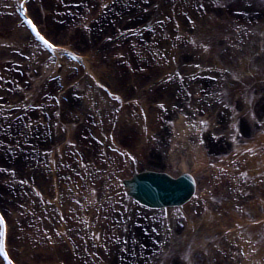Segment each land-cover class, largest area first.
<instances>
[{
	"label": "bare ground",
	"instance_id": "1",
	"mask_svg": "<svg viewBox=\"0 0 264 264\" xmlns=\"http://www.w3.org/2000/svg\"><path fill=\"white\" fill-rule=\"evenodd\" d=\"M154 1L157 5L159 0ZM77 2L79 6L69 5L66 18L58 16L63 10H54L58 23L52 27L60 36L53 40L57 46L53 50L45 49L21 18L30 17L52 39V31L34 12L35 0H0L2 27L18 15L15 23L23 32L15 30L10 38L22 40L27 34L37 49L46 51L48 60L54 58L47 66L51 74L46 78L43 69L42 78L30 84L31 89H42L27 99L21 114L15 116L18 112H13L16 105L11 101L16 100L10 96L9 105L3 107L5 113L10 108V114L5 119L0 116V158L7 162L0 165V212L8 227L12 261L172 264L174 260L168 263L155 255L157 243L148 229L159 218L172 221L180 211L187 217L189 239L178 249L186 250L184 244L190 241L207 253L199 260L188 257L189 264H264V202H247L235 192L241 184L238 174L252 170L245 168L247 155L257 144L264 148V95L253 93L256 84L264 91L259 82L264 73L252 60L258 48L252 56V51L235 45L238 55L227 64L218 54L210 55L211 44L186 26V41L198 40V51L190 54L183 49V39H174L168 48L160 44L152 33L158 30L159 17L147 12L152 1ZM56 5L45 3L43 11L57 9ZM138 17L139 22L131 25ZM86 24L88 29L82 31ZM194 27L201 31L197 23ZM62 35H78L81 49L66 43ZM98 42L96 51L93 44ZM36 51L31 48L23 57L40 60ZM63 51L73 54L75 68L64 67L69 57ZM0 56L7 60L13 57L12 50L0 46ZM179 59L191 61L182 67ZM97 60L109 64L106 75L93 66ZM168 61L177 74L172 75ZM84 72L90 84L82 85L80 94L77 87ZM14 76L10 72L9 87L16 83ZM187 109L193 112L190 124L185 120ZM258 123L262 130L252 140ZM166 126L172 132H188L184 141L178 138L183 150L169 146ZM49 127L56 133H48ZM245 150L250 151L244 157ZM257 155L253 160L264 166V154ZM218 156L223 161L217 162ZM219 236L223 239L215 246L207 245ZM0 264H6L1 255Z\"/></svg>",
	"mask_w": 264,
	"mask_h": 264
},
{
	"label": "rangeland",
	"instance_id": "2",
	"mask_svg": "<svg viewBox=\"0 0 264 264\" xmlns=\"http://www.w3.org/2000/svg\"><path fill=\"white\" fill-rule=\"evenodd\" d=\"M77 1H80V0H42V2L41 1L38 2L37 0H35L34 12L36 10L35 13L41 17V21L44 23L47 30L52 31L51 33L53 34L51 36H55L59 38L58 37L60 36V32H58L59 30H55V28L52 27V23H55V22H56L55 24L58 23L54 10H58V9L63 10V12H61L60 14H58L57 12V14L59 17L66 18V16H64L63 14L65 13V11L69 12L68 10L69 5H76V3L78 4ZM50 2L53 4L58 3V5H56L57 9H54V7H52L53 9L50 8L49 11L47 9L43 11L44 4L46 3L47 5V3L49 4ZM149 2H151V6L147 9V12H149L148 15L156 14L159 17L158 18V21L160 23L158 26L159 31L157 30V32L154 31L152 33H153V37L157 38L160 44L162 43V44H165L166 46L174 45V39L176 40L183 39L182 40V42L184 43L183 49L185 48L186 51L189 52L190 54L192 50L198 51L200 49L197 43L198 40H195L194 42L186 41L187 37L183 34L184 27L186 26L187 28H192L196 37L198 35H201L211 44V47H213L214 51L210 55L214 56L218 54L220 56L221 61L227 64H232L233 63L232 59H236L238 55L236 51V47H234L235 45L237 46L238 49H240V46L246 49L244 50V52L252 51V56L253 55L255 56L257 54V51L255 53V48L256 49L258 48L259 53L254 58H252V60H255L254 64L258 63L257 67L260 69V71H262V73H264V54H262L264 53V0H159L157 1L158 2L157 5H156V1L154 0H149ZM159 4L162 8L159 7ZM77 6H79V4ZM156 6L158 7L157 9H156ZM63 8H65V10ZM17 17L18 15H16L15 17L12 18V20L9 21V24L7 25L8 27L6 26L5 28H3L2 25L0 24V46H4V48L5 46L9 47L13 53V57H8L7 60H4V59L2 61L0 60V114H1L0 116L1 118L5 114L6 115L10 114V111H11L10 108L8 109L6 113H5V110H3V107L5 105H9L10 96L12 99L14 98L16 100V102L11 101V104L16 105L14 107L13 112H18V114H16L15 116L17 117L21 114L20 110L23 108L24 104H26L27 99L33 96L34 93L38 94L39 91L42 89L41 88L40 90H36L34 89V87L33 89H31L33 84L37 83L39 78H42L41 73L43 72V69L46 71V78L49 76V74H51V72L47 74V66H50L51 59L54 60L53 57L48 60L46 58V53H45L46 51L44 52L42 49L40 50L37 49L35 44H33V41H30V38H28L27 34H23V35H26L27 38L25 39L23 36L22 40L21 39L16 40L14 37L10 38V36L13 35V31L14 32L15 30L19 31L20 29L19 27H21V25L15 23V19ZM139 19L140 17L132 20L131 25H134V23L136 22L138 23ZM198 20L203 21V23H200ZM196 23L202 27L201 31L200 30L196 31V28L194 27ZM188 24H190L191 26ZM207 25H209L208 26L209 28L206 27ZM86 26L87 24L82 25L81 30L85 31L86 29H88ZM129 30L130 29L128 28H124L125 32H128ZM19 32H22V31H19ZM104 32L107 33L108 31H104ZM67 34L68 33H66V35ZM107 36L108 35L106 34L104 37H107ZM170 38H172L173 40H170ZM62 39L66 41V43L71 44L72 46H77V48L81 49L77 42V40L79 39L78 35H72V36L68 35L67 37L65 35L64 36L62 35ZM19 41H22V42H19ZM93 45H94L93 47L96 50L97 47H99L100 43L98 42ZM17 47L20 48V52L15 51V48ZM168 47L169 46H167V48ZM31 48H35L37 50L36 52L38 56H40L39 57L40 60L28 61L27 57H23V55H25L26 52L28 53L31 51ZM171 52H173L172 48H171ZM189 62L187 61L185 62L182 59L177 60V64L182 67L186 63L189 64ZM191 64H193V61L191 62ZM71 65H73V68H75L76 63L71 58H68V63H64V67L71 66ZM93 66H97L98 71H100L103 75H106L108 73L109 64L102 60H97L96 64H94ZM2 67L3 69H5V71L2 69ZM168 67L170 69H172L173 67L169 63V61H168ZM12 71H13V74L15 75L14 78L17 75V80H15L16 83H14L12 87H9L8 86V84L10 83L9 74L10 72L12 73ZM176 72L177 71L173 70L172 75H175L178 73ZM83 75H85V72L83 73ZM33 76L35 79H33ZM167 77L169 76L167 75ZM167 77H165V80L168 79ZM261 81L263 82L261 85H263L264 77L259 79V82ZM88 82L90 84L89 74H86L85 77L83 76V79L80 82V87H77V90H79L80 94L83 91L81 89L82 88L81 86L87 85ZM30 84H32V86ZM257 87H259L258 84H256L255 88H253V93L264 95L263 94L264 91H262L261 89L258 90ZM28 89L31 90L30 92L32 93H28L29 92ZM251 92H252V88L250 89L249 94ZM217 93L220 96L219 99L223 100V97L220 91H217ZM231 98L234 99V97H231ZM262 99L264 100V96ZM191 103H189L190 108H191ZM235 104H237V102ZM142 110L144 111L145 109H142ZM192 113L193 112L189 111L188 109L186 110V114L188 115V117H186L185 120H187L189 124L191 123L190 116ZM141 115H143V113L140 110L138 116L142 117ZM5 116L3 117V119H5ZM177 118H179L178 114H177ZM243 118L244 116H240L239 120L241 121ZM259 124L260 123L257 124V128H256L257 130H255V133L252 134V140L257 136V134L260 133L259 131L262 130ZM49 125L51 127L50 123ZM193 126L195 127L194 122H193ZM169 129H171V126H166L167 134L165 136L166 137L169 136L170 139L169 140L165 139V140H167V142L169 143V146L175 148V151L183 150L185 148L184 147L185 145L183 144V142H180L178 138L181 137V140L184 141V136L188 134V132L187 131L180 132L179 130L172 132V130H169ZM189 130L192 131V129H189ZM48 133L55 134L56 131H53L51 129L48 131ZM224 141L227 145L230 142V139L228 138ZM249 151L250 150H247V151L245 150V153L243 156L245 157L246 153H249ZM228 152H231V151H228ZM255 152H258L257 156L262 155L264 154V148L259 147L257 144V148H255L254 151L251 150L250 155H247L248 157L246 158L245 162L248 161V163H245L246 164L245 168L246 167L249 169L251 168L252 170L251 172L247 170L246 173L240 172L238 174L240 176L239 179H241L240 180L241 184L239 188L235 189V192L239 194L242 198L243 197L246 198L247 202L256 201V202L262 203V201L264 202V188L262 187V189H260L259 185L262 184V186H264V166H262L263 164L261 165L259 161L253 160L252 157L255 156ZM30 153H31V157H34L35 159L37 158V156L35 155L32 156L33 152H30ZM225 154L227 155V153ZM225 154H222L221 156H226ZM221 156H218L217 158H215V160L217 162L223 161V158H221ZM39 157L40 156H38V158ZM47 159L48 158L46 156V160ZM47 161L50 162L49 160ZM48 162H46V165H47L46 167H49ZM6 164L7 162L6 163L4 162V158H0V165H6ZM211 165L212 164L209 163V168L212 167ZM32 168H35L34 164L30 167V169ZM206 169L208 168L205 167V170ZM249 180H250V184L247 183L246 185H244V183H246ZM20 182H23V180H21ZM44 200H45L44 203L46 204V199ZM143 210L147 212L146 209H143ZM178 212H179L178 214L175 213L176 216L173 215L172 221L170 220L171 222L166 221V218L165 219L159 218L156 221L155 225L152 226L151 229H148V230H150L151 233H154L151 239L152 241L157 243L155 247L158 252H156L155 255L157 256L162 255L164 259L166 260V262L168 263H170L171 260H175V263H172V264H188V262L190 261L187 259L188 257L183 258V256L181 255L183 249L182 248L178 249V247L181 245V242L183 240L189 239L188 233L186 234L187 217L183 215V212L182 213L180 211ZM149 216H150V213H149ZM148 220L151 222L152 219H148ZM114 238L116 239V236H114ZM222 239L223 238L220 236L216 237V239H212L207 245L211 246L212 244L213 246H215V243ZM202 249L204 248L201 246L191 247L189 257H196L198 258V260L201 259V256L203 254L204 255L207 254L205 250L201 252ZM203 257L206 258V256H203Z\"/></svg>",
	"mask_w": 264,
	"mask_h": 264
},
{
	"label": "snow or ice",
	"instance_id": "3",
	"mask_svg": "<svg viewBox=\"0 0 264 264\" xmlns=\"http://www.w3.org/2000/svg\"><path fill=\"white\" fill-rule=\"evenodd\" d=\"M27 22H28V24L31 25V29L34 30V34H35V37L37 38L38 42L42 41L45 48L56 50L57 46H56V44L53 43V40L57 39V37L52 36V39H48L41 32L40 28L37 27V24L30 17L28 18ZM49 35H52V34L49 33ZM109 39H111V37H109ZM15 51L20 52V48L19 47L15 48ZM168 78L171 79L172 77L169 76ZM56 99H59V97H57ZM117 99H120V97H117ZM137 103H139V101H137ZM202 123H207V122L202 121ZM261 123H264V121H261ZM233 139H235V137H233ZM131 159L133 161H136L137 157L135 155H131ZM10 171L15 172V169H10ZM0 224H3V228L0 229V234L6 236V234H7V223L5 221V217H4L3 212H0ZM0 251H3L4 257L8 258L10 264H14V261H12V257L9 255V252H8L6 245L2 242H0Z\"/></svg>",
	"mask_w": 264,
	"mask_h": 264
}]
</instances>
